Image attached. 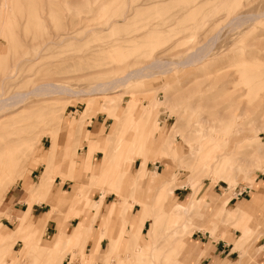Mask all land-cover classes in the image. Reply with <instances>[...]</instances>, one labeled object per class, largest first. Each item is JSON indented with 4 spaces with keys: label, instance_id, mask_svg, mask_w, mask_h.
I'll use <instances>...</instances> for the list:
<instances>
[{
    "label": "rangeland",
    "instance_id": "1",
    "mask_svg": "<svg viewBox=\"0 0 264 264\" xmlns=\"http://www.w3.org/2000/svg\"><path fill=\"white\" fill-rule=\"evenodd\" d=\"M161 136L171 147L150 148ZM57 176L72 182L50 220L83 229L49 251L57 232L15 231L6 196L24 183L29 205L50 202ZM262 180L264 0H0V235L21 240L0 264H194L192 236L238 230L254 264L264 206L222 197ZM119 201L147 210L143 234L107 214Z\"/></svg>",
    "mask_w": 264,
    "mask_h": 264
},
{
    "label": "crops",
    "instance_id": "2",
    "mask_svg": "<svg viewBox=\"0 0 264 264\" xmlns=\"http://www.w3.org/2000/svg\"><path fill=\"white\" fill-rule=\"evenodd\" d=\"M60 174H66L65 171L60 170ZM262 183L256 184L259 186L257 189L254 188H245L242 191H238L234 194V196L231 197L228 203L234 202V205H236V212L238 214L239 211L243 212H255L256 208L259 206H264V180H262ZM70 182L72 180H66L62 182V179L60 176H57L52 183L50 193L47 198L52 196V199L54 196H56L59 192L66 193L67 188L70 185ZM253 189V191H251ZM25 185L24 183H21L20 185H17L14 187L13 190L9 191L6 196V201L8 203V206L10 207V216L11 218L19 219L23 213L29 211L30 216L34 220V222L39 221L43 217H46L48 212L52 209L51 201H35L33 204L29 207V196L28 193L24 191ZM249 190V191H248ZM252 192L253 194L256 192L258 193L257 201L253 200V196L251 198H247ZM100 196L97 200L100 199L101 193H99ZM112 196L110 194L107 195L105 201H104V207L110 203L109 198ZM51 199V200H52ZM103 207V208H104ZM133 214V213H132ZM135 215V214H133ZM75 221V219H73ZM57 225L58 221L57 219H51L47 222L45 226V233H49V231H53V235L57 232ZM67 226V224L65 223ZM147 222L145 223L143 227L142 234L144 233V230L146 229ZM198 232L202 233L201 230H198ZM240 233L236 238L229 237L228 241H225L224 239H219L215 242L213 241H204L201 236H198L197 238L193 237L191 240L189 239V250L190 252L197 253L198 251H205V255H201L198 262L196 263V260L193 258H190L186 262L193 261L194 264H241L242 261L245 260V253L247 250V245H238L239 240L242 238V231L238 230ZM205 234H208V232H205ZM250 239V238H249ZM249 241V240H248ZM103 243V241H102ZM101 243V244H102ZM237 246H240V248H237ZM257 254H256V260L254 264H264V234L261 235L258 241L257 246ZM236 250V251H235ZM239 253V259L235 260L234 256ZM218 261V262H217Z\"/></svg>",
    "mask_w": 264,
    "mask_h": 264
},
{
    "label": "bare ground",
    "instance_id": "3",
    "mask_svg": "<svg viewBox=\"0 0 264 264\" xmlns=\"http://www.w3.org/2000/svg\"><path fill=\"white\" fill-rule=\"evenodd\" d=\"M237 20V18L235 19ZM233 21V20H232ZM198 60V58H197ZM128 77L122 79V80H127ZM105 93V92H104ZM103 93V95H104ZM106 94V93H105ZM110 97V95H109ZM112 97V96H111ZM107 98V97H106ZM119 98V97H118ZM92 99V98H90ZM114 99V98H112ZM111 99V100H112ZM120 101V100H119ZM115 102V101H114ZM92 103V102H90ZM118 103V102H117ZM116 104V103H115ZM114 104V105H115ZM104 106V105H103ZM154 107V106H153ZM105 109V107H104ZM109 109V108H106ZM143 134L139 135V139H142ZM150 143V148L151 147H155V149H159L160 147H162V151L167 150L168 147H171V142L169 139H164V136L160 137L159 139L155 140V139H147L146 142ZM156 150V151H157ZM152 151V150H151ZM155 151V150H153ZM161 151V152H162ZM155 156V155H154ZM164 156H158L157 158L161 159ZM124 172V171H123ZM39 184H38V188L33 187V186H29L28 185V179L25 181L26 182V188L27 191H33L35 189L38 190H45L46 189V178L44 176V170L41 173V176L39 177ZM250 188H254L257 189L259 186L254 182H249L248 183ZM194 187H196V185H194ZM182 188V187H181ZM203 190V189H202ZM198 189L195 188V193L190 197V201L187 204L181 205V204H175L173 206V210L174 211H187L188 207L198 201H200V197H199V193H198ZM257 195L259 192H256ZM71 197H72V192H71ZM70 197V198H71ZM225 200H230V197L228 196V194H224V196L222 197ZM64 197L62 196V193L59 192L56 196L53 197V200H51V204L56 205V203H59L60 200H63ZM130 205V206H129ZM127 206L126 202L124 201H119V202H114L112 205H110V207L107 209V214L109 216L115 217L117 215H121L124 211H126L131 217L133 216L132 214V210L134 208L135 205L129 204ZM139 205V204H138ZM31 205H29L30 207ZM27 213H30L29 211L25 212L22 214V216L17 219V221L14 222L15 225V231L19 232L21 228L26 227V228H30V229H35V228H39L40 226H42V229H44V227L46 226L47 222L50 220L51 216L54 215V211L51 209L50 212L47 214L46 217H43L42 219H40L37 222H34L33 224L31 223V219L32 217L29 216ZM127 214V215H128ZM150 220V215L148 214L147 210L142 208L141 211H138L136 215H134L133 218H131L129 220V222L131 221V225L134 228H138V229H142V227H144L145 223ZM83 229V221H81L80 223H78L74 228H72V232L68 233V229H66L67 231L65 232V234L63 236H61L59 234V232H57L53 238V240H51L49 243V245L47 244V246H43L44 249H47L49 251L53 250L55 251L56 248L58 247L59 243L61 242V239L63 238H71L72 235L76 234L77 232L79 233L81 230ZM246 236V232L243 231L242 232V238ZM18 241H21L20 239H18L16 236L14 235H0V249L1 250H5L7 248L8 243H16ZM177 243H180V246H178V250L180 252H182L181 250V246L187 244L186 239L183 238H179L177 239ZM110 244H112V240L110 241ZM238 245H240V240L238 242ZM237 248H240V246H237ZM236 251V250H235ZM20 253L22 255H25V248L22 249L20 251ZM218 262V261H217Z\"/></svg>",
    "mask_w": 264,
    "mask_h": 264
}]
</instances>
